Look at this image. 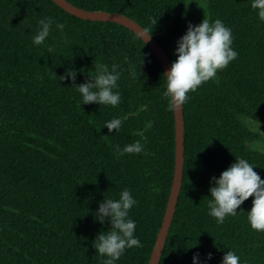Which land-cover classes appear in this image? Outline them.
Segmentation results:
<instances>
[{"label": "trees", "instance_id": "obj_1", "mask_svg": "<svg viewBox=\"0 0 264 264\" xmlns=\"http://www.w3.org/2000/svg\"><path fill=\"white\" fill-rule=\"evenodd\" d=\"M67 1L130 17L171 62L192 10L232 30L237 58L184 104L183 184L159 264H192L194 253L204 264H221L230 249L240 264H264V232L246 219L253 197L223 224L207 208L210 178L236 157L264 179V152L250 146L260 136L248 124L264 127V23L250 0ZM44 17L64 23V32L53 26L44 44L34 46ZM98 63L115 64L121 73L116 107L82 105L67 76L75 70L76 84L84 83ZM164 73L148 44L127 27L79 19L52 0H0V264H102L93 241L111 225L95 222L93 213L105 195L125 188L137 201L129 216L143 247L127 249L116 264H149L176 163L175 113L166 111ZM114 117L122 127L109 134L103 125ZM134 141L143 145L141 153L114 151Z\"/></svg>", "mask_w": 264, "mask_h": 264}, {"label": "clouds", "instance_id": "obj_2", "mask_svg": "<svg viewBox=\"0 0 264 264\" xmlns=\"http://www.w3.org/2000/svg\"><path fill=\"white\" fill-rule=\"evenodd\" d=\"M250 8L258 20L264 23V0H250ZM53 26L63 34L64 23L54 22L50 17L39 19L32 44L43 45ZM232 42V30L220 19L209 21L204 18L197 25L188 24L185 34L176 41L173 53L176 59L164 73L166 87L163 96L167 100L166 111L176 113L190 98V92L216 78L219 71L237 58L238 53L233 49ZM52 51L53 48L48 46V52ZM120 75L117 65L113 64L109 69L108 65L98 63L94 65V71L88 72V79L84 83L76 84V71H67V76L71 78L73 86L80 94L82 105L95 103L116 107L121 100L119 91H116ZM64 79V76H60V80ZM122 123L121 118L114 117L105 121L103 127L111 134L113 130L119 132ZM114 151L119 156L139 154L143 151V145L140 141H134L123 148L116 145ZM254 168L247 159L236 157L235 162L219 177L210 178L212 186L209 188L210 199L207 208L208 215L216 223L223 224L226 217L237 215V209L249 197H253L252 207L247 211V223L252 230L264 232V179H261ZM136 203L127 188L120 191L116 197L105 195L99 202L98 210L93 213L94 221L101 225L110 222L111 225L109 230L101 231L93 241L96 254L103 258L102 264H116L127 249L143 247L135 235L136 222L129 216ZM211 259L212 254L208 253L206 260ZM192 264H204L199 253L193 254ZM221 264H240V257L230 249L224 253Z\"/></svg>", "mask_w": 264, "mask_h": 264}, {"label": "water", "instance_id": "obj_3", "mask_svg": "<svg viewBox=\"0 0 264 264\" xmlns=\"http://www.w3.org/2000/svg\"><path fill=\"white\" fill-rule=\"evenodd\" d=\"M57 6L68 14L82 20L113 22L131 29L136 35L148 44L149 48L156 54L162 64L165 73L171 67V60L152 35L138 22L120 13H110L108 11H88L77 7L67 0H52ZM146 34V35H145ZM145 37L143 38V36ZM175 133H176V163L173 185L168 201V206L164 216L163 224L159 232L154 250L151 254L149 264H159L165 249L166 240L169 235L173 220L175 218L179 197L183 184L185 167V119L184 105L175 113Z\"/></svg>", "mask_w": 264, "mask_h": 264}, {"label": "rangeland", "instance_id": "obj_4", "mask_svg": "<svg viewBox=\"0 0 264 264\" xmlns=\"http://www.w3.org/2000/svg\"><path fill=\"white\" fill-rule=\"evenodd\" d=\"M190 21H192V24L193 25H197L199 23H201L203 21V19H208L205 15H204V12H199L197 10H192L190 12ZM189 18V16H188ZM187 25H188V19H187ZM249 126L251 127L252 131L253 132H256L257 134H259L260 136V139L254 143H251L250 146L252 147V149L254 150H259L261 152H264V127L261 128L259 126H254L252 122H249L248 123ZM225 146L223 145L222 148H221V153L220 155H222V149L224 148ZM219 155V156H220Z\"/></svg>", "mask_w": 264, "mask_h": 264}]
</instances>
